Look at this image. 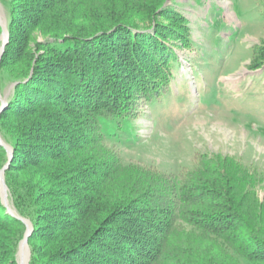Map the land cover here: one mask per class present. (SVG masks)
<instances>
[{
	"label": "trees",
	"instance_id": "16d2710c",
	"mask_svg": "<svg viewBox=\"0 0 264 264\" xmlns=\"http://www.w3.org/2000/svg\"><path fill=\"white\" fill-rule=\"evenodd\" d=\"M2 1L0 84H13L0 112L12 148L4 181L33 225L28 264H140L136 255L146 264H264L257 168L208 157L175 181L122 165L104 146L102 119H130L166 93L179 59L165 40L188 48L187 18L166 0ZM35 31L43 39L32 52ZM263 66L257 58L249 68ZM6 161L0 146V169ZM146 208L158 215H140ZM24 231L0 200V264H17Z\"/></svg>",
	"mask_w": 264,
	"mask_h": 264
},
{
	"label": "rangeland",
	"instance_id": "374dc122",
	"mask_svg": "<svg viewBox=\"0 0 264 264\" xmlns=\"http://www.w3.org/2000/svg\"><path fill=\"white\" fill-rule=\"evenodd\" d=\"M165 7H173L187 18L190 45L183 46V40L177 36L165 40L168 45L176 43L179 59L166 93L158 100L138 105L137 113L130 119H102L105 149L119 157L122 165L158 171L173 176L175 181L194 169L200 160L215 156L255 167L264 177V66L249 68L251 62L264 58L262 0H166ZM8 17L7 5L0 0L2 54L9 42ZM161 21L168 22L163 18ZM33 34L29 46L35 52L34 42L41 41L43 35L39 31ZM147 51L153 53L154 49ZM12 86L7 77L1 80L0 109ZM0 146L7 154L5 165H9L12 148L1 134ZM2 194H6L4 201L0 193L6 212L25 224L16 263L28 264V237L33 225L16 213L4 187ZM258 194L262 197L263 192L259 190ZM145 210L139 214L153 218L158 215ZM180 223L182 220L177 218L175 224ZM24 241L21 256L20 245ZM134 259L140 264L149 261L141 255Z\"/></svg>",
	"mask_w": 264,
	"mask_h": 264
},
{
	"label": "water",
	"instance_id": "95a60500",
	"mask_svg": "<svg viewBox=\"0 0 264 264\" xmlns=\"http://www.w3.org/2000/svg\"><path fill=\"white\" fill-rule=\"evenodd\" d=\"M7 40V39H6ZM6 42V41H5ZM4 42V43H5ZM4 102H6L5 100H4ZM3 102V106L1 107V109H0V112L2 111V109H3V107L5 106V103ZM9 157H11V151L9 152ZM7 166H8V163L0 170V193H1V196H2V199L5 201L6 200V194H2V187H4L5 189H7V186H6V184H5V182H4V176H3V172H4V170L7 168ZM25 242V241H24Z\"/></svg>",
	"mask_w": 264,
	"mask_h": 264
},
{
	"label": "bare ground",
	"instance_id": "6f19581e",
	"mask_svg": "<svg viewBox=\"0 0 264 264\" xmlns=\"http://www.w3.org/2000/svg\"><path fill=\"white\" fill-rule=\"evenodd\" d=\"M7 33H5V31H4V33H3V37H2V41H6V39L5 38H7V35H6ZM4 41V42H5ZM2 51H3V48L1 49V51H0V55L2 54ZM24 248H25V242H22L21 243V245H20V251H21V256H22V254H23V252H24Z\"/></svg>",
	"mask_w": 264,
	"mask_h": 264
}]
</instances>
